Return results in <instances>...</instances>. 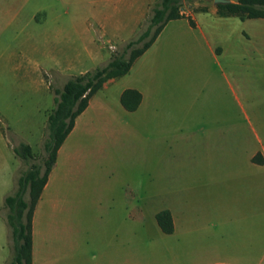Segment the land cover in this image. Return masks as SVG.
Segmentation results:
<instances>
[{"label": "rangeland", "instance_id": "1", "mask_svg": "<svg viewBox=\"0 0 264 264\" xmlns=\"http://www.w3.org/2000/svg\"><path fill=\"white\" fill-rule=\"evenodd\" d=\"M158 1L0 0V264L4 199L27 169L13 148L41 163L52 90L123 54ZM181 12L197 28L169 22L77 118L37 207L33 264H264V167L251 163L264 161V20L218 17L214 0Z\"/></svg>", "mask_w": 264, "mask_h": 264}, {"label": "trees", "instance_id": "2", "mask_svg": "<svg viewBox=\"0 0 264 264\" xmlns=\"http://www.w3.org/2000/svg\"><path fill=\"white\" fill-rule=\"evenodd\" d=\"M183 0H159L152 9L147 29L125 46L124 53L113 56L106 66L69 77L60 89H53V108L47 115L45 134L41 144L44 156L40 164L33 163L34 153L26 143L13 148L15 156L27 166L17 178L16 191L6 196L5 222L10 231L12 260L10 264H32V220L36 204L53 170L57 154L74 128L76 119L86 110L90 99L103 85L129 73L134 62L155 42L165 26L175 20L191 17L181 12ZM216 15L221 18L236 17L240 20H264V0H236L235 3L216 5ZM127 55V56H126ZM142 101V95L132 89L120 96V104L127 112H134ZM256 163L255 157L252 159ZM27 196V198H26ZM161 232L170 235L173 222L168 210L156 214Z\"/></svg>", "mask_w": 264, "mask_h": 264}, {"label": "crops", "instance_id": "3", "mask_svg": "<svg viewBox=\"0 0 264 264\" xmlns=\"http://www.w3.org/2000/svg\"><path fill=\"white\" fill-rule=\"evenodd\" d=\"M105 2H107V3H110V2H112V1H116V2H118V3H129V5H132L133 4V2H137V1H143V4L145 5V7H146V10L149 8V6H150V1L151 0H104ZM232 1H236V0H232ZM191 16V15H190ZM192 17V16H191ZM192 20H193V18H192ZM194 24H195V22H194ZM194 28H197V25L195 24V27ZM218 51V50H217ZM85 72H81V73H79V75H81V74H84ZM112 81H114V80H110V81H108V82H112ZM108 82H106V83H108ZM105 83V84H106ZM104 84V85H105ZM103 85V86H104ZM103 88V87H102ZM137 91V90H136ZM140 93V92H139ZM92 99V98H91ZM91 99H90V101H91ZM90 101H89V103H88V106H87V108L89 107V105H90ZM86 108V109H87ZM86 111V110H85ZM84 111V112H85ZM83 112V113H84ZM82 113V114H83ZM81 114V115H82ZM80 115V116H81ZM77 120V119H76ZM75 123H76V121H75ZM74 127H75V125H74ZM74 129V128H73ZM73 131V130H72ZM71 131V132H72ZM70 135V134H69ZM68 135V136H69ZM67 139V138H66ZM65 142V141H64ZM64 144V143H63ZM62 144V145H63ZM62 147V146H61ZM61 147H60V149H59V151H58V154H57V159H58V156H59V154H60V151H61ZM253 159V158H252ZM252 159H251V163L254 165V166H256V167H258V168H262V167H264V161L262 162V163H255V162H253L252 161ZM56 163H57V161H56ZM55 166H56V164H55ZM52 172H53V170L51 171V173L49 174V176H48V180H47V183H46V185H45V187H44V189H43V191H42V194H41V196H40V199H39V201H38V203L36 204V206H35V209H34V214H33V220H32V239H33V245H32V252H33V247H34V228H35V216H36V214H37V207L39 206V203H40V201H41V197H42V195H43V193L44 192H46V190L48 189V186H49V183H50V180H51V176H52ZM6 198V197H5ZM170 215H171V213H170ZM171 218H172V215H171ZM172 222H173V232H174V230H175V224H174V220H173V218H172ZM172 232V233H173ZM68 262V261H67ZM32 264H33V258H32Z\"/></svg>", "mask_w": 264, "mask_h": 264}, {"label": "water", "instance_id": "4", "mask_svg": "<svg viewBox=\"0 0 264 264\" xmlns=\"http://www.w3.org/2000/svg\"><path fill=\"white\" fill-rule=\"evenodd\" d=\"M232 3H235V2L231 0H214L215 5H225V4H232Z\"/></svg>", "mask_w": 264, "mask_h": 264}]
</instances>
